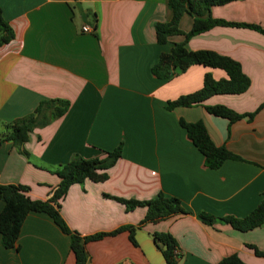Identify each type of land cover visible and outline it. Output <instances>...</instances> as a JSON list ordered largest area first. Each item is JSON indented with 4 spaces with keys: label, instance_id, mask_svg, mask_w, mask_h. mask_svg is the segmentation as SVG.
<instances>
[{
    "label": "crops",
    "instance_id": "obj_1",
    "mask_svg": "<svg viewBox=\"0 0 264 264\" xmlns=\"http://www.w3.org/2000/svg\"><path fill=\"white\" fill-rule=\"evenodd\" d=\"M0 10L15 34L0 47V185L28 187L32 200L46 201L61 182L55 174L61 166L75 156L104 159L122 144L106 181L75 184L61 201L70 230L82 237L113 233L145 218L146 208L128 210L114 198L144 202L163 193L178 198L188 214L136 229V245L127 231L89 242V264H168L156 234L173 237L177 264H219L233 255L264 264L248 247L264 252V224L240 232L219 221L245 219L264 198V33L215 27L190 38V51L238 62L251 86L240 95H215L203 105L170 111L167 103L201 90L207 74L215 81L228 76L201 65L167 80L153 75L160 56L185 41L175 36L157 42L155 25L173 17L168 0H0ZM211 16L264 30V0L216 6ZM193 24L185 14L179 28L189 33ZM85 25L91 32L83 31ZM51 99L70 102L61 119L35 129L22 148L3 141L5 125ZM217 105L244 117L231 123L206 109ZM181 120L202 122L215 145L241 160L207 168ZM4 206L0 201V213ZM201 213L217 222L204 224ZM70 245L51 217L31 213L16 249H5L0 235V264H76Z\"/></svg>",
    "mask_w": 264,
    "mask_h": 264
},
{
    "label": "trees",
    "instance_id": "obj_2",
    "mask_svg": "<svg viewBox=\"0 0 264 264\" xmlns=\"http://www.w3.org/2000/svg\"><path fill=\"white\" fill-rule=\"evenodd\" d=\"M236 0H168L173 12L172 20L169 23L155 25L157 42L166 44L172 37L184 36L185 41L177 43L169 53H163L159 62L152 68L155 77L167 80L185 72L193 65H201L213 69H220L226 72L228 78L215 81L210 74L204 79L203 88L193 94L182 96L177 100L167 103V109L172 111L179 107H193L203 105L209 98L215 95H240L248 91L251 86L250 79L244 74L241 65L229 57L219 55L212 51H190L187 42L190 38L206 33L215 27H236L250 28L264 33L258 26L248 24L231 23L211 16V9L216 6H223ZM185 14L194 17V24L189 33L180 30L179 24ZM14 31L10 24L4 19L0 10V47L13 41ZM70 102L61 99L44 100L40 102L34 113L30 116L17 120L12 124L5 125L7 134L3 141L12 142L17 147H23L29 141V135L37 128H44L54 120L61 119ZM264 107V103L259 109ZM207 111L220 118L229 120L231 123L243 118V115L236 113L226 106L217 105L206 107ZM250 118L254 114H247ZM185 129L188 138L204 156L205 166L211 170L219 169L228 160H241L232 154L225 147H219L212 141L205 125L202 122L187 123L180 121ZM23 153L27 154L24 150ZM122 157V144L117 149L107 152L104 159L86 160L75 156L69 163L61 166L55 174L61 179L60 184L53 190L51 197L46 201L32 200L29 196V188L21 185H0V201L5 206L0 213V235L5 249H16L23 223L31 213L46 214L53 219L55 224L71 238V251L73 252L76 264H89V256L86 245L89 242L99 241L107 236H114L123 231L129 232L131 242L136 245V229L149 223H158L179 215H186L178 198L167 197L163 193L152 200L139 202L135 200H122L114 198L123 203L128 210L137 207L147 209L145 218L136 227L128 226L113 233H102L93 236L82 237L77 232L70 230L61 216V201L66 197L71 186L83 184L86 180L96 183L108 179L107 171L112 168ZM201 221L213 226L217 219L209 214L201 213ZM219 221L229 224L233 229L240 232H248L261 227L264 224V198L255 211L243 220L235 218H221ZM154 239L157 246L163 253L168 264H177L180 257L176 258L174 250L176 242L169 234H156ZM257 256L264 258V252L256 247L248 245ZM219 264H245L236 255L223 259Z\"/></svg>",
    "mask_w": 264,
    "mask_h": 264
},
{
    "label": "built area",
    "instance_id": "obj_3",
    "mask_svg": "<svg viewBox=\"0 0 264 264\" xmlns=\"http://www.w3.org/2000/svg\"><path fill=\"white\" fill-rule=\"evenodd\" d=\"M83 31L86 32V33L91 32V28H90V26L85 25V26L83 27ZM173 253H174V255L176 256V258L180 257V252H179V250H178L177 248L174 250Z\"/></svg>",
    "mask_w": 264,
    "mask_h": 264
}]
</instances>
